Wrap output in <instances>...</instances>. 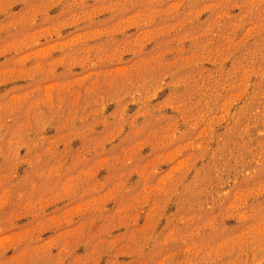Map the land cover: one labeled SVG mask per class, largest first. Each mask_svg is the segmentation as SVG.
I'll return each mask as SVG.
<instances>
[{
  "label": "rangeland",
  "instance_id": "374dc122",
  "mask_svg": "<svg viewBox=\"0 0 264 264\" xmlns=\"http://www.w3.org/2000/svg\"><path fill=\"white\" fill-rule=\"evenodd\" d=\"M0 264H264V0H0Z\"/></svg>",
  "mask_w": 264,
  "mask_h": 264
}]
</instances>
